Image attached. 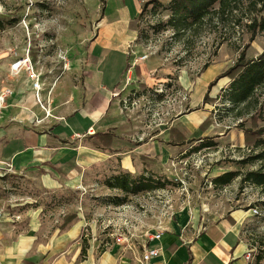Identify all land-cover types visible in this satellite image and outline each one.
<instances>
[{"label": "rangeland", "instance_id": "1", "mask_svg": "<svg viewBox=\"0 0 264 264\" xmlns=\"http://www.w3.org/2000/svg\"><path fill=\"white\" fill-rule=\"evenodd\" d=\"M144 1L0 0V58L5 52L17 57L15 49L3 48L7 42L18 45V56L38 60L37 76L44 95L36 92L35 98L41 112L52 116L48 102L52 107L57 103L53 86L65 72L70 88L63 94L77 95L76 86L83 84L80 74L91 58L88 47L98 28L122 26L127 34L134 31L127 56L139 68V79L130 82L124 96L134 125V143L160 134V124L166 128L178 114L208 107L210 115L200 127L214 125L203 138L214 144L201 146L200 140H188L169 147L156 137L158 144H146L145 151H140L143 155L135 154V171L129 174L158 180L163 186L135 195L109 186L114 176L125 173L120 162L81 171L76 182H69L72 172L60 167L12 172L3 166L0 253H11L23 264L33 258L38 261L32 264L46 258L49 264H78L91 255L112 251L116 244L124 249L111 235L120 226L131 237V246L125 249L139 254L148 235L159 228L170 232L185 217L188 222L195 218L202 230V224L236 210L246 216L242 238L249 264H255L257 256L259 264H264V191L242 180L248 170L264 164V159L242 162L264 149V144L255 145V137L244 139V129L264 127V84L248 102L238 104L229 100L231 78L221 77L208 89L209 82L234 65L241 52L250 59L264 51V30L250 40L246 26L247 16L259 11L247 8L245 2L235 16H214L181 34L165 24L171 0H161L160 7L148 5L141 12ZM189 119L194 122L196 117ZM171 131L173 136L176 131ZM230 170L237 172L230 183H213L215 176ZM184 227L191 228V223Z\"/></svg>", "mask_w": 264, "mask_h": 264}, {"label": "crops", "instance_id": "2", "mask_svg": "<svg viewBox=\"0 0 264 264\" xmlns=\"http://www.w3.org/2000/svg\"><path fill=\"white\" fill-rule=\"evenodd\" d=\"M134 37V31L127 34V29L122 26L102 24L89 44L91 58L86 63L85 73L80 74L83 84L76 86L79 89L77 95L63 94L70 88L65 72L61 81L53 86L51 93L57 103L52 107L48 102L52 116L41 112L35 98L40 89L33 88L28 70L24 72L30 68L37 74L38 60L28 55L18 56V45L5 42L3 48L15 49L17 57L5 52V56L0 58V93L4 89L11 91L0 99V168L6 165L12 172H36L60 167L72 172L69 182H76L78 173L88 172V169L106 162H120L125 172L133 173L135 154L143 155L144 152L140 151H145L146 144H158L156 137H162L164 145L173 147L181 140L202 141L209 136L214 125L210 123L204 129L200 127L210 115V108L204 107L176 115L166 128L165 124H160V134L152 135L149 141L134 143L130 109L124 104L126 88L131 81L139 79L137 62L130 64L127 56L129 40ZM20 59L27 61L14 66ZM140 69L143 71L142 67ZM143 77L146 81V74ZM46 81L49 83V80ZM192 115L196 117L194 122L189 119ZM171 130L176 131L173 136ZM96 132L111 134L108 146L100 139L95 140L96 143L92 141L90 136ZM166 146L160 148L169 151ZM245 217L244 213L234 210L202 224V230H198L195 218L188 222L185 217L175 223L170 232L159 228L163 230L160 239L147 242L149 246L161 247V253L152 259V263L249 264V258H246L248 247L242 238ZM186 223H191V228L185 229ZM116 246L112 251H104L96 257L91 255V258L78 264L137 263L138 251L120 249V244ZM48 259L41 264H49ZM29 261L32 264L38 260L33 258ZM0 264L23 262L14 259L11 253L1 252Z\"/></svg>", "mask_w": 264, "mask_h": 264}, {"label": "trees", "instance_id": "3", "mask_svg": "<svg viewBox=\"0 0 264 264\" xmlns=\"http://www.w3.org/2000/svg\"><path fill=\"white\" fill-rule=\"evenodd\" d=\"M246 2L247 8L256 9L259 11L258 15L247 16L249 23H246L248 31L250 32V40L253 39L258 31L264 30V0H171L166 9L169 11V16L166 21L174 33H185L191 28L200 26L206 22L207 19H213L214 16L223 17L224 15L233 17L237 11L242 9ZM148 5L154 7L162 6L161 0H146L142 4V10ZM259 5V7H257ZM248 10V9H247ZM140 12V13H141ZM239 22H236L238 24ZM207 67V66H206ZM229 77L231 82L229 84L230 93L229 100L234 104L248 102L253 96L255 90L260 85L264 84V51H262L256 58L245 59L244 53L241 52L234 65L230 66L226 71L219 73L215 78L209 82L208 89H210L219 78ZM203 101H207V93L203 97ZM264 127L257 131L251 129H244V139L247 141L255 137V145L264 144ZM92 141L100 139L108 146L111 134L109 132H96L92 136ZM184 140H181V142ZM214 143L211 140L201 141V146H210ZM257 159H264V149L260 152L249 156L242 162H252ZM237 175L236 171H226L213 178L215 185H225L232 181ZM114 182L111 181L109 186L117 188L125 193L138 194L140 192L150 191L163 186L158 180L152 178H133L129 173H121L113 177ZM243 181L252 182L259 186L264 191V164L258 169L248 170L243 178ZM123 203V202H122ZM120 202V204H122ZM116 205H119L117 203ZM85 251V248L83 249ZM260 256L255 259V264H259Z\"/></svg>", "mask_w": 264, "mask_h": 264}, {"label": "built area", "instance_id": "4", "mask_svg": "<svg viewBox=\"0 0 264 264\" xmlns=\"http://www.w3.org/2000/svg\"><path fill=\"white\" fill-rule=\"evenodd\" d=\"M25 62H26V59H20V60H17L13 65L14 66L20 65V64L25 63ZM28 73H29V76L33 79V83H32L33 88L36 90H39L41 87H40V83L38 81L37 74L33 73L30 68L28 70ZM7 93H10V91L8 89L4 90L2 92V94L0 95V98L1 97L4 98L7 95ZM253 212L256 213L257 210L254 209ZM1 215H2V212L0 210V218H1ZM120 228H122V227L119 226L118 229H116V232H114L111 235H113L114 240L117 243L123 244V248L125 249V248H128L131 246V243H130L131 237H130V235L125 233L123 230H120ZM162 231L163 230H156L155 232L150 233L148 235L147 242L152 241V240H159L161 235H162ZM147 242L142 245L141 252L138 255V257L136 258V262H137L136 264H153L152 259L157 257L161 253V247L160 246H149L147 244ZM246 258H249V254L247 255Z\"/></svg>", "mask_w": 264, "mask_h": 264}, {"label": "bare ground", "instance_id": "5", "mask_svg": "<svg viewBox=\"0 0 264 264\" xmlns=\"http://www.w3.org/2000/svg\"><path fill=\"white\" fill-rule=\"evenodd\" d=\"M26 61H27V59H26Z\"/></svg>", "mask_w": 264, "mask_h": 264}]
</instances>
